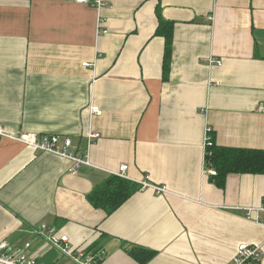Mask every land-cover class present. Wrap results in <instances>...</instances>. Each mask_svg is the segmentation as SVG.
<instances>
[{
	"label": "crops",
	"instance_id": "1",
	"mask_svg": "<svg viewBox=\"0 0 264 264\" xmlns=\"http://www.w3.org/2000/svg\"><path fill=\"white\" fill-rule=\"evenodd\" d=\"M102 2L0 0V125L70 138L90 162L72 173L66 157L0 138V242L76 264L30 232L45 224L103 264H231L242 243L261 244L264 264V211H244L264 203V173L219 183L203 147L208 128L216 145L264 151V0ZM122 164L136 189L106 214L87 196Z\"/></svg>",
	"mask_w": 264,
	"mask_h": 264
},
{
	"label": "built area",
	"instance_id": "2",
	"mask_svg": "<svg viewBox=\"0 0 264 264\" xmlns=\"http://www.w3.org/2000/svg\"><path fill=\"white\" fill-rule=\"evenodd\" d=\"M77 3L82 4H91L96 7H101L103 5L102 0H74ZM101 33H105L106 30H100ZM209 62L212 64L220 65V60L210 59ZM86 64V63H85ZM90 113H97L98 107L90 106ZM210 129L207 128L205 132V137L203 139L204 147V164L207 167L206 172L210 175H215L216 171L213 167L210 166L208 162V155L210 154L209 147L212 146L213 142L210 135L208 134ZM95 133H88L89 141H92L96 138ZM6 137L14 139L24 143L27 146L32 147L36 152H51L62 157H66L72 161V166L69 168V171L75 173L77 168L82 165H90L88 159H83L78 156H74L69 152V148L72 145L70 138L61 137L57 134H36L31 132H23L18 136L8 133L0 125V138ZM127 166L122 164L119 166L118 170L114 172V175L125 178V170ZM146 186H151L156 192H166L164 186H154L151 184L143 183L142 188ZM245 216L249 219L258 220V213L264 211V203L257 207H246L244 208ZM34 234H47V242L55 247L57 250L63 254L71 256L72 260L76 264H103L104 252L101 250L97 253H87L83 249H72L68 244V238L64 235H57L56 230L53 227L41 224L38 228L32 229L30 231ZM30 246V242H25L24 246L16 247L8 244L7 242H0V264H42L38 263L32 255H28L25 252ZM262 256V246L261 244L251 243V244H239L236 248V252L232 257L231 264H254L258 263Z\"/></svg>",
	"mask_w": 264,
	"mask_h": 264
},
{
	"label": "trees",
	"instance_id": "3",
	"mask_svg": "<svg viewBox=\"0 0 264 264\" xmlns=\"http://www.w3.org/2000/svg\"><path fill=\"white\" fill-rule=\"evenodd\" d=\"M158 31L164 36V71L168 70V61L171 54L172 26L168 22H160ZM210 154L207 159L210 166L216 171L213 176L219 183L230 172L264 173V151L246 148H232L212 144L209 147ZM136 189L134 183L124 178L111 175L97 184L88 193L89 202L96 208L103 209L106 214L117 208ZM138 254H144L145 261L153 254L152 251L138 249ZM141 257V258H140Z\"/></svg>",
	"mask_w": 264,
	"mask_h": 264
}]
</instances>
